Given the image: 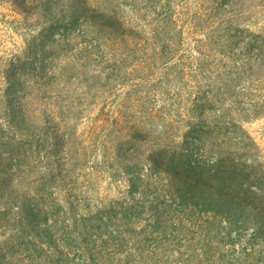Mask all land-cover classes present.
Returning <instances> with one entry per match:
<instances>
[{
  "label": "rangeland",
  "instance_id": "rangeland-1",
  "mask_svg": "<svg viewBox=\"0 0 264 264\" xmlns=\"http://www.w3.org/2000/svg\"><path fill=\"white\" fill-rule=\"evenodd\" d=\"M0 264H264V0H0Z\"/></svg>",
  "mask_w": 264,
  "mask_h": 264
},
{
  "label": "trees",
  "instance_id": "trees-1",
  "mask_svg": "<svg viewBox=\"0 0 264 264\" xmlns=\"http://www.w3.org/2000/svg\"><path fill=\"white\" fill-rule=\"evenodd\" d=\"M213 195H215L214 192H212ZM101 228V226H99ZM110 237L113 238L114 240H116L115 238H117V232L115 230H111L110 232Z\"/></svg>",
  "mask_w": 264,
  "mask_h": 264
}]
</instances>
